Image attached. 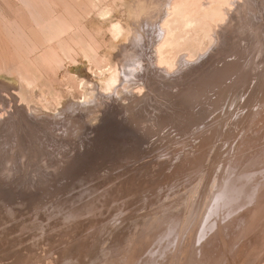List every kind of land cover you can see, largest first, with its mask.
<instances>
[{"label": "rangeland", "instance_id": "374dc122", "mask_svg": "<svg viewBox=\"0 0 264 264\" xmlns=\"http://www.w3.org/2000/svg\"><path fill=\"white\" fill-rule=\"evenodd\" d=\"M171 2L0 0V264H264V0Z\"/></svg>", "mask_w": 264, "mask_h": 264}, {"label": "bare ground", "instance_id": "6f19581e", "mask_svg": "<svg viewBox=\"0 0 264 264\" xmlns=\"http://www.w3.org/2000/svg\"><path fill=\"white\" fill-rule=\"evenodd\" d=\"M196 1V0H195ZM194 1V2H195ZM202 1H205V0H200V2H202ZM229 1L230 0H216L214 3H215V6H213V8L214 9H212L209 5H207L208 3H209V1H206V3L205 2H203V3H201L200 4V2L198 3V7L197 6H194V5H191V4H189L190 2H189V0H172V2L170 3V7L168 8L169 9V12L168 13H176V15H178V16H180V17H184L183 18V20H186V21H191L192 19H190L191 17H189V16H191L192 14H194L195 12H198L199 11V13H200V11L202 12V13H205V12H207L208 10H210V9H212V12H215V11H217L218 10V12H219V10H220V8L221 7H224V6H221V4H222V2L223 3H225L224 5H227L228 3H229ZM232 1V0H231ZM193 2V1H192ZM191 2V3H192ZM226 2H228L227 4H226ZM233 3V2H232ZM193 4V3H192ZM197 5V4H196ZM200 5V6H199ZM195 7V8H194ZM196 7H197V9H196ZM211 11V10H210ZM222 11V10H221ZM226 11H228V8H226ZM192 14H191V13ZM217 12V13H218ZM229 12V11H228ZM167 13V12H166ZM167 13V14H168ZM196 14V13H195ZM170 15V14H169ZM168 15V16H169ZM180 19V18H179ZM173 20L175 21L176 19H174L173 18ZM182 20V19H181ZM167 22V21H166ZM170 22H172V21H170ZM177 22V21H176ZM184 22V21H183ZM168 23V22H167ZM166 23V24H167ZM185 24H187V23H185ZM163 25H164V23H163ZM168 25V24H167ZM171 25V24H170ZM169 25V26H170ZM189 25H191V23L189 24ZM186 26V25H185ZM187 26H188V24H187ZM164 28H166V26H164ZM166 30V29H165ZM167 30H168V28H167ZM172 31V30H171ZM168 32H170L169 30H168ZM172 33V32H171ZM170 33V34H171ZM164 34H166V33H164ZM170 34H168L167 33V39H165L164 41H166L165 42V44L167 43V41H169V39L170 38H172L173 36H171ZM170 35V36H169ZM168 36L170 37L169 39H168ZM165 38H166V36H165ZM25 109V108H24ZM33 113H35V112H33ZM37 113V112H36ZM33 115V114H32ZM35 115V114H34ZM38 115V114H37Z\"/></svg>", "mask_w": 264, "mask_h": 264}]
</instances>
